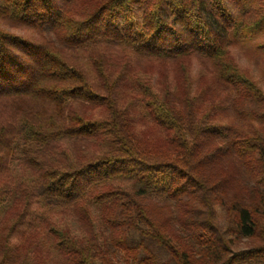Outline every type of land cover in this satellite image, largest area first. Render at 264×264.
Returning <instances> with one entry per match:
<instances>
[{
  "label": "trees",
  "instance_id": "1",
  "mask_svg": "<svg viewBox=\"0 0 264 264\" xmlns=\"http://www.w3.org/2000/svg\"><path fill=\"white\" fill-rule=\"evenodd\" d=\"M264 264V0H0V264Z\"/></svg>",
  "mask_w": 264,
  "mask_h": 264
},
{
  "label": "rangeland",
  "instance_id": "2",
  "mask_svg": "<svg viewBox=\"0 0 264 264\" xmlns=\"http://www.w3.org/2000/svg\"><path fill=\"white\" fill-rule=\"evenodd\" d=\"M120 264H123V263H120Z\"/></svg>",
  "mask_w": 264,
  "mask_h": 264
}]
</instances>
